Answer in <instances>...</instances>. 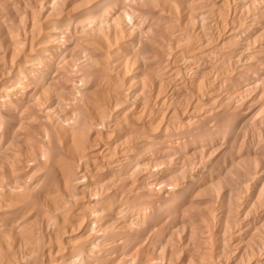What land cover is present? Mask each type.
Returning <instances> with one entry per match:
<instances>
[{"label": "bare ground", "instance_id": "1", "mask_svg": "<svg viewBox=\"0 0 264 264\" xmlns=\"http://www.w3.org/2000/svg\"><path fill=\"white\" fill-rule=\"evenodd\" d=\"M237 1L238 6L249 8L258 0ZM14 2L16 8L12 5V8H7L10 20L5 21L0 16V264L189 263L188 255L177 256V249L176 252L171 250L170 245L175 243H169L172 234L169 235L171 237L166 235L167 222L164 224L165 219L162 221L161 217L157 221L154 212L157 209H154L159 202L163 203L156 208H161L162 204L176 205L178 214L174 212L179 215L178 209L185 205L179 203L189 204L190 201L192 204L195 199L194 202L203 200L202 192L196 190L203 184L207 187V181H204L207 177L200 179L204 181L200 186L196 177L199 178L203 172H195V177L194 172L189 175L190 172L181 171L180 163L184 159L180 155L177 159L170 155L182 145L170 139L181 135L176 133L177 129L174 130L175 125L182 124L184 131L193 126L192 106L206 107L215 103L213 101L217 97L222 101L231 100L217 90V79L210 80L212 68L207 72L208 67L205 70L197 63L208 61L210 65L213 61L217 64L212 56L225 53H222V48L226 43L218 46L223 41L230 45L232 52L228 49L229 52L243 53L251 46L250 38L237 42V34L233 33L235 20L234 27L229 28L232 32L224 33L223 41L216 45L218 38L213 36L215 33L210 34L213 36L211 40L208 33L203 32L208 36L204 38L202 31L190 32L189 25L198 27L203 24L201 20L212 15L206 5L212 6V11L217 10L219 1L214 9L212 4L215 1L209 0V4L203 0ZM2 9L7 13L4 7ZM254 11L248 23L244 24L245 28L242 27L246 33L264 29V4ZM221 25L224 28L225 24ZM260 43L263 49L264 38ZM80 48L81 52L82 48L86 50L82 57L73 52ZM261 52L252 53L259 60L263 59L260 58ZM220 54L218 57L223 58ZM253 58L249 65L254 67L256 64V67L258 63L253 62ZM224 59L226 62L227 58ZM222 62L225 63L224 60ZM259 69L262 75L264 69ZM240 70L236 71L234 78H239ZM181 71L189 84L182 82L183 85L177 88L179 90L174 91L171 87L179 86L180 79L184 78ZM247 76L252 81L258 79L250 73ZM205 77L209 79L205 81ZM203 83L208 86L207 93H204ZM169 91H172L170 98ZM231 91V96L236 95V91ZM199 117L202 123L209 120L205 116ZM204 144L208 145L207 142ZM176 167L179 168L177 172L180 170L189 175L180 173V180L177 178L179 184L175 182L176 171L174 182L170 176ZM156 176L162 179L161 189L159 182L152 181ZM195 183L199 185L196 184L197 189L196 185L192 187ZM168 186L169 191L165 189ZM194 193L198 195L194 196ZM188 204L185 206L192 208L193 204ZM144 208L148 209L146 213ZM187 208L183 207V210ZM142 209L146 215L141 213ZM154 219L157 224L163 222L159 224L165 225L164 228L154 224ZM201 222H204L203 218ZM201 225L203 227V223ZM170 227L169 231H173ZM185 237L183 243L188 251L192 249L188 241L191 237ZM195 243L192 241L193 245ZM178 244L181 243L175 247L178 248ZM183 247L178 248L179 254ZM190 251L197 256L194 250ZM206 256H200L201 260L199 256L196 258L200 264H205L207 261L202 260ZM194 260L198 262L197 259L192 262ZM208 262L212 263V260Z\"/></svg>", "mask_w": 264, "mask_h": 264}, {"label": "rangeland", "instance_id": "2", "mask_svg": "<svg viewBox=\"0 0 264 264\" xmlns=\"http://www.w3.org/2000/svg\"><path fill=\"white\" fill-rule=\"evenodd\" d=\"M0 16L1 19H5V21H9L10 20V16H8V9L7 8H12L17 6L16 2H11L12 0H0ZM3 1V2H2ZM211 1H215L212 5H214V8H217L216 6H218L219 4V8H217V10H211V7L209 5L208 6L210 9V11L212 12V15H210L209 19H204L207 22H204V20H201L203 22L200 21V23L203 24H199V28L196 25H189V29L190 32L192 33L193 31H202L203 37L204 38H208V34L210 39L212 40L213 36H216L218 39L215 42L216 44H219V41H223V36L224 33L227 35V33L232 32V30H230L231 28H233L235 31L238 33H236L235 31L233 32L234 35L237 34V36H235L237 39L236 41L239 42L240 40L244 39L245 37H249L251 40V46H249L248 50L245 52H233L231 53V48L230 45L227 43V41H223V43L221 42V44H219L218 46H223L224 43H226V46L224 48H222V53H226L225 50H227L228 52L224 55L220 54V56H224L223 58L216 56V54L214 53L212 56V60L216 61L217 64H215V62H211L212 64H208L205 61H202L200 63H197L198 65L201 66V68L205 69L208 67V69L206 70L208 72V70H210L211 68V73H210V80H215L216 81V86H217V90H219L220 92H222L226 97L229 96V98L232 100H229V102L227 100L222 101V99H220L219 97L215 98L213 102V104H208L206 107L205 106H195L192 110L191 108V115L193 116V118H191V121L193 122V126H191L189 129L186 128V130L184 131V126L182 124H178L175 125V129H177L176 133H178V137H171L170 140L173 141V143H176L177 145H182L180 146V148L177 150V152L174 151V153H170L172 158H179L178 156H181V159H184V163H186V165L184 166L183 162H181L179 168L181 169V171H184L183 173L190 172L189 175H192V172H194V176H195V172L196 173H200L203 172V174H201V176L198 178L196 177V181L198 183H203L204 181H207L209 183L206 182L207 187H204V184L202 185V190L200 188L197 189V187L199 186L197 183L192 184V187H194L196 184V191L202 192V199L200 198L201 201H199V199H197L198 201L194 202L195 200H193L192 205L189 201V204L192 205V208L190 206V208L185 205L186 202H182L181 200L178 202H182L179 203L180 205H182L183 203L185 204L183 207L187 208L184 209L185 212L183 214V212L181 210H183V207L181 206L178 210H179V215H176V213L174 211H176V205L175 206H170V205H165L162 204L161 208H156L157 206L160 207V204L163 202H159L156 203V207L154 210L157 209V212L154 211L156 213V219L157 221H159V218L161 217L162 219H165L164 224L167 222H169V224L171 225L173 231H169V227L167 224L165 225H161L163 222H158V224L155 222V219L152 220L154 221V224H157V226L161 225L163 228L165 226V229L168 227V229L166 230V233L168 232V234L166 235H171V241H169V243L171 242H175L174 244H171L170 248L171 250H175V248L177 249V256L180 255L182 256L183 254L184 257L188 255V257L193 254L190 250H194V253L197 254V256H206L208 253V257L206 256L204 258V260H202V262H206L205 264H264V70H263V76L261 75L260 69L262 68L264 69V45H263V49L261 48V39L264 38V29L258 31V32H252V31H248L247 33L245 32L246 30H243L242 27L245 28V23L247 24L248 21L250 20V18L254 15L255 11L254 10H259L260 7H262V3L264 4V2L261 3V1L264 0H258L256 2H254L249 8L247 7H243V6H238V1L237 0H209V2ZM219 1V3H218ZM6 2V3H5ZM203 2H205V4L208 3V0H203ZM216 2L218 3V5H216ZM222 2V3H221ZM260 2V3H259ZM9 3V4H8ZM225 5H224V4ZM231 3V4H230ZM256 3V4H255ZM209 4V3H208ZM210 4V5H211ZM260 4V6H259ZM10 5V6H8ZM12 5V6H11ZM16 5V6H15ZM234 5V6H233ZM238 6V7H237ZM253 6V7H252ZM254 6H256L254 8ZM1 7H4L7 11V13H4V10H1ZM221 7V8H220ZM225 7V8H224ZM243 7V8H242ZM236 8V9H235ZM241 8V9H240ZM218 9H220V11H218ZM225 9V10H224ZM231 9V10H230ZM234 9V10H233ZM229 10V11H228ZM209 11V13H210ZM247 11V12H246ZM252 11V12H251ZM217 12V13H216ZM232 12V13H231ZM254 12V13H253ZM215 13V14H214ZM219 13V14H218ZM234 13V14H233ZM247 13V14H246ZM3 14V15H2ZM8 14V15H7ZM233 14V15H232ZM252 14V16H251ZM223 15V16H222ZM230 15V16H227ZM237 15V16H235ZM249 15V16H248ZM235 18H233V17ZM246 16V17H245ZM5 17V18H4ZM212 17V18H211ZM214 17V18H213ZM7 18V19H6ZM216 18V20H215ZM220 18V19H219ZM221 18H223V20L226 23H220L221 21H223ZM233 18V19H232ZM242 19V20H241ZM234 20L235 23L234 24ZM248 20V21H247ZM213 21V22H212ZM241 21V22H240ZM212 22V23H211ZM217 22V23H216ZM243 22V23H242ZM205 23V24H204ZM220 23V24H219ZM217 24V25H215ZM226 24L229 26H226L228 29H225V26L222 25ZM234 24V26H233ZM202 25V26H201ZM205 27H204V26ZM219 25V26H218ZM220 25L224 28H221ZM240 25V26H238ZM192 26V27H191ZM195 28H194V27ZM204 27V28H203ZM201 29V30H200ZM206 29V30H205ZM219 29V30H218ZM223 29V30H222ZM192 30V31H191ZM215 30V31H212ZM225 30V31H224ZM227 30V31H226ZM220 31V32H219ZM224 31V32H223ZM229 31V32H228ZM244 31V32H243ZM205 32L206 36L204 35ZM213 32V33H211ZM218 32V33H217ZM227 32V33H226ZM260 32V33H259ZM195 33V32H193ZM198 33V32H197ZM217 35H215V34ZM220 33V35H219ZM210 34H214L213 36ZM240 34V35H239ZM259 34V35H258ZM255 36V37H254ZM221 37V38H220ZM222 39V40H220ZM234 39V40H235ZM218 41V42H217ZM259 42V43H258ZM234 43H236L234 41ZM257 43V44H256ZM261 44V45H259ZM225 45V44H224ZM227 45L228 48H227ZM255 47V48H254ZM257 47V49H256ZM259 47V48H258ZM227 48V49H226ZM225 49V50H224ZM231 52H229V50ZM250 49V51H249ZM258 50L262 51L260 54L263 59H259L257 60L254 57V54L252 53L253 51L256 53H258ZM192 51V50H190ZM74 54L78 57H82V55H84L86 53V50H84L82 48V52H81V48L80 50L76 49L73 50ZM72 52V53H73ZM77 52V53H76ZM79 52V53H78ZM248 52V53H246ZM229 53V55H228ZM231 53V54H230ZM251 53L252 56L251 57ZM255 53V54H256ZM236 54V55H235ZM247 54H249L250 56H248ZM233 58H231L232 56ZM257 55V54H256ZM241 56V57H240ZM218 57V58H217ZM227 58L226 62L224 58ZM251 58H253V62L258 63L257 66L254 67L252 65H249V60L251 61ZM232 59V60H231ZM236 59V60H235ZM255 59V60H254ZM218 60V61H217ZM224 60L225 63H223L222 61ZM230 60V61H229ZM244 62H243V61ZM257 60V61H256ZM221 63H220V62ZM204 62V63H203ZM232 62V63H231ZM206 63V64H205ZM237 63V64H236ZM208 66H204L207 65ZM215 65V67H214ZM226 65V66H225ZM245 65H247L245 67ZM204 66V67H203ZM219 66V67H218ZM222 66V67H221ZM225 66V67H224ZM241 66V67H240ZM244 66V67H243ZM240 67V68H239ZM243 67V68H242ZM258 67V70H257ZM248 68V69H247ZM241 69V70H240ZM226 70V71H225ZM237 70H240V76L239 78H234L233 75L236 73ZM253 71V72H252ZM182 72V71H181ZM226 72V74H225ZM233 72V73H232ZM253 74L256 76V78L258 79H253V81L251 79L248 78V74ZM214 73V74H213ZM216 73V74H215ZM224 73V74H223ZM231 73V74H230ZM254 73H258V75L254 74ZM180 75V72L178 73ZM182 77L184 76L183 79H180V84L179 86L175 88L171 87L174 89V91L177 90V88H180V86H182L183 84H189V81L187 80L184 72H182ZM243 77H242V76ZM246 77H245V76ZM208 76V75H207ZM233 78H232V77ZM260 76V77H259ZM212 77V78H211ZM227 77V78H226ZM181 78V76H180ZM208 77H205V81ZM208 78V79H209ZM186 79V80H185ZM207 79V80H208ZM227 79V81H226ZM236 79V80H235ZM245 79V80H244ZM183 80V81H181ZM219 80V81H218ZM232 80V82H231ZM249 80V81H247ZM258 80V81H256ZM218 81V83H217ZM248 83H247V82ZM183 82V84H182ZM186 82V83H185ZM225 82V83H224ZM227 82V84H226ZM257 82V83H256ZM229 83V84H228ZM235 83V84H234ZM246 83V84H245ZM206 83H203V85L206 87H204V93H207L208 91V86L205 85ZM228 85V86H227ZM231 85V86H229ZM228 89L231 88V90H234V92L236 91V95L234 94L233 96H231L232 94H230V92L233 93V91H229ZM235 86V87H234ZM248 86V87H247ZM253 87V88H252ZM169 88V89H171ZM221 90H220V89ZM224 88V90H223ZM226 88V89H225ZM249 88V89H248ZM171 89V90H173ZM207 89V91H205ZM254 89V90H252ZM179 90V89H178ZM177 90V91H178ZM227 90V91H226ZM238 90V91H237ZM248 90V91H246ZM229 92V93H228ZM243 92V93H242ZM251 92V93H250ZM262 92V94H261ZM246 93V94H245ZM170 94H172V91H169V98H170ZM230 94V95H228ZM248 94V95H247ZM206 95V94H205ZM247 95V96H246ZM251 96V97H250ZM256 96V97H255ZM172 97V96H171ZM258 97V98H257ZM234 98V99H233ZM248 98V99H247ZM260 98V99H259ZM186 99V98H184ZM183 99V100H184ZM190 99V98H188ZM187 99V100H188ZM218 99V100H217ZM244 99V100H243ZM250 100V101H249ZM254 101V102H253ZM259 101V102H258ZM185 102V100H184ZM218 102V103H217ZM228 102V103H226ZM249 104H248V103ZM245 103V104H244ZM260 103V104H259ZM242 107H241V106ZM197 107V108H196ZM210 107V108H209ZM218 107V108H217ZM229 107V108H227ZM231 107V108H230ZM244 107V108H243ZM195 108V109H194ZM205 108V109H204ZM216 109V110H215ZM226 109H232L233 111H237V113H230L229 111L231 110H226ZM225 110V111H224ZM245 110V111H244ZM197 111V112H195ZM193 112V113H192ZM229 114H228V113ZM203 113V114H202ZM205 113V114H204ZM212 113V114H211ZM216 113V115H215ZM260 113V114H259ZM218 114V115H217ZM222 114V115H221ZM212 115H214L212 117ZM228 115V116H227ZM234 115V116H233ZM195 116V117H194ZM199 116H202V118H204L203 116H205V118H208L209 120L206 123H202L201 118ZM211 116V117H209ZM217 116V118H216ZM221 116V118H220ZM239 116V117H238ZM256 117V119H255ZM200 118V119H199ZM223 118V119H222ZM226 118V119H225ZM196 121H195V120ZM218 119V120H217ZM228 119V120H227ZM242 119V120H241ZM200 120V121H199ZM227 120V121H226ZM246 120V121H245ZM261 120V121H260ZM200 122V124H198ZM221 122V123H220ZM234 122V123H233ZM216 123V124H215ZM241 123V125H240ZM246 123V124H244ZM249 123V124H248ZM206 124V125H205ZM208 124V125H207ZM236 124H238V126H236ZM257 124V125H256ZM180 125V126H179ZM200 125V126H199ZM204 125V126H203ZM220 125V126H219ZM223 125V126H222ZM179 126V127H178ZM184 128H181V127ZM196 126V127H194ZM217 126V127H216ZM225 126V127H224ZM229 126V127H228ZM254 126V127H253ZM209 127V128H208ZM224 127V128H223ZM228 127V128H227ZM193 128V129H192ZM218 128V129H217ZM227 128V129H226ZM236 128V129H235ZM255 128V129H254ZM199 129V130H198ZM205 129V130H204ZM182 132H181V131ZM198 130V131H197ZM233 130V131H231ZM225 131V132H224ZM238 131V132H237ZM200 132V134H199ZM206 132V133H205ZM209 132V133H208ZM198 133V134H197ZM225 133V134H224ZM236 133V134H235ZM208 134V135H207ZM196 135V136H195ZM201 135V136H200ZM205 137H203V136ZM207 135V136H206ZM213 135V136H212ZM180 137V138H179ZM185 137V138H184ZM203 137V138H202ZM210 137V138H209ZM219 137V138H218ZM228 137V139L226 138ZM177 138V139H176ZM196 138V139H195ZM200 140H199V139ZM176 139V140H175ZM214 139V140H213ZM219 139V140H218ZM223 139V140H222ZM198 140V141H197ZM225 142H222L224 141ZM176 141V142H175ZM180 141V142H179ZM187 144H185L184 142ZM189 143H188V142ZM191 141H194L191 142ZM203 141V142H202ZM179 142V143H178ZM208 143L204 144L203 143ZM212 142V143H211ZM222 144H221V143ZM194 145H193V144ZM197 143V144H196ZM211 143V144H210ZM218 143V144H217ZM192 144V146H191ZM197 146H196V145ZM199 144V145H198ZM214 144V145H213ZM202 146V147H201ZM206 146V147H204ZM209 146V147H208ZM186 147H188L187 149H185ZM192 147H196V148H192ZM194 149V150H193ZM207 151H206V150ZM187 150V151H186ZM196 150V151H195ZM182 153H180V152ZM205 151V152H204ZM187 152H191L190 155L186 153ZM193 152V153H192ZM176 153V154H175ZM205 154V155H204ZM173 155V156H172ZM201 155V156H200ZM203 155V156H202ZM184 156V157H183ZM169 157V156H168ZM170 157V158H171ZM174 158V159H175ZM189 158V159H188ZM191 158V160H190ZM204 158V159H203ZM197 159V160H196ZM210 159V160H209ZM195 160V162H193ZM204 160V161H203ZM255 160V161H254ZM257 160V161H256ZM186 161V162H185ZM212 161H214L212 163ZM193 162V163H192ZM255 162V163H254ZM192 163V164H191ZM257 163V164H256ZM204 165V166H203ZM206 165H208L206 167ZM217 165V166H216ZM258 165V166H255ZM201 166V167H200ZM210 166V168H208ZM185 167V168H184ZM178 167H176L173 171V173L170 174V176H173V182L175 181V176L177 173V177H176V183L177 182V178H179L178 180H180L181 177H179L181 174L182 175H188V174H183L180 172H177L176 170ZM201 168V169H200ZM205 168V169H204ZM207 168V169H206ZM224 168V169H223ZM251 168V169H250ZM186 169V170H185ZM188 169V170H187ZM194 169V170H193ZM200 172H197L198 170ZM193 170V171H192ZM196 170V171H195ZM203 170V171H202ZM205 170V171H204ZM176 171V173H175ZM248 171V173H247ZM181 173V174H180ZM218 173V174H217ZM205 174V175H204ZM208 174V175H207ZM221 174V175H220ZM179 175V176H178ZM188 175V176H189ZM207 175V176H206ZM218 176V177H217ZM207 177V178H204ZM220 177V178H219ZM154 178V179H153ZM201 178L207 179L204 181H200ZM216 178V179H215ZM219 178V179H218ZM199 179V180H198ZM213 179V180H212ZM215 179V180H214ZM155 182H159L158 186L161 188H163L161 181V178H157L156 177H152V181ZM211 181V182H210ZM245 181V182H244ZM219 182V183H218ZM226 182V183H225ZM244 182V183H243ZM180 183V181H179ZM178 183V184H179ZM222 184V185H220ZM161 185V186H160ZM211 185V186H209ZM212 185H215L212 187ZM245 186V187H244ZM212 187V188H211ZM218 187V188H217ZM220 187V188H219ZM170 187H166V190H170ZM205 190H204V189ZM214 188V189H213ZM224 188V189H223ZM237 188V189H236ZM247 188V189H246ZM216 189V190H215ZM240 189V190H238ZM211 190V191H210ZM233 190V192L231 191ZM236 190V191H235ZM209 191V193H208ZM217 191V194L215 193ZM227 191V192H226ZM204 192L206 193V195L204 194ZM213 192V193H212ZM220 193V194H219ZM231 193H233L234 195H232ZM204 194V195H203ZM208 194V196H207ZM227 194V195H226ZM198 195L197 193L193 194ZM210 195V196H209ZM215 195V196H214ZM201 196V195H200ZM199 196V197H200ZM214 196V197H213ZM198 197V196H197ZM196 197V198H197ZM204 197V198H203ZM237 198V199H236ZM226 199V200H225ZM241 199V200H240ZM212 200V201H211ZM220 200V201H219ZM223 200V201H221ZM245 201V202H244ZM247 201V202H246ZM213 202V203H212ZM199 203V205H198ZM207 203V204H206ZM216 203V205H215ZM229 203V204H228ZM158 204V205H157ZM188 204V206H189ZM202 204V205H201ZM211 204V205H210ZM208 205V207H207ZM247 205V206H246ZM163 206V207H162ZM198 206V207H197ZM227 206V207H226ZM214 209H213V208ZM224 207V208H223ZM172 208V209H171ZM209 208V209H207ZM227 208V209H226ZM145 210H141L143 214H145L147 212V208H144ZM167 209V210H166ZM170 209V210H169ZM174 209V210H173ZM198 209V210H197ZM201 209V211H199ZM213 209V210H212ZM166 210V211H164ZM183 210V211H184ZM203 210V212H202ZM145 211V213H144ZM173 211V212H172ZM206 211V212H205ZM210 213H208V212ZM215 211V212H214ZM160 212V213H159ZM169 212V213H168ZM178 214V211H176ZM182 212V213H180ZM218 212V213H217ZM164 213V214H163ZM207 213V214H206ZM212 213V214H211ZM220 213V215H219ZM163 214V215H162ZM173 214V215H172ZM214 218H212L210 215ZM227 214V215H226ZM142 215V214H141ZM146 215V214H145ZM161 215V216H160ZM166 215V216H165ZM184 215V216H183ZM176 216V218L178 217V219L174 218ZM209 216V217H208ZM227 216V217H225ZM158 217V218H157ZM163 217V218H162ZM169 217V218H168ZM211 217V218H210ZM218 217V218H217ZM144 218V217H143ZM167 218V219H166ZM203 218L204 222H201V219ZM185 219V220H184ZM191 219V220H190ZM206 219V220H205ZM227 219V220H226ZM185 222H184V221ZM208 220V221H207ZM210 220V221H209ZM218 220V221H217ZM163 221V220H162ZM199 221V223H198ZM207 221V222H206ZM150 222V219H149ZM183 222V223H182ZM222 222V223H221ZM152 223V222H151ZM161 223V224H159ZM197 223V224H196ZM203 223V227L202 224ZM208 223V224H207ZM227 223V224H226ZM224 226H223V225ZM215 225V226H214ZM228 225V226H225ZM186 228H185V227ZM201 226V227H200ZM210 226V227H209ZM170 227V229H171ZM184 227V228H183ZM205 227V228H204ZM219 227V228H218ZM222 227V228H221ZM204 228V229H203ZM214 228H215V232H214ZM179 229V230H177ZM187 229V230H185ZM190 229V231H189ZM202 229V230H201ZM211 229V230H210ZM217 229V230H216ZM221 229V230H219ZM224 229V230H223ZM185 230V231H184ZM192 230V231H191ZM180 231V232H179ZM187 231V232H186ZM189 231V232H188ZM203 231V232H202ZM173 232V233H170ZM211 235H210V233ZM195 233V234H193ZM216 233V234H215ZM220 233V234H219ZM180 234V237L183 238L181 239L180 237H178ZM187 234V235H186ZM201 234V235H200ZM185 235L188 237H185ZM191 235V236H190ZM205 235V236H204ZM220 237H219V236ZM169 236V237H171ZM203 237V238H199V237ZM257 236V237H256ZM169 237L167 239H169ZM178 237V238H177ZM184 237L185 239H190L189 244H190V252H188L186 247V245L183 243L184 242ZM197 237V238H195ZM208 240V238H210V241ZM208 237V238H207ZM215 237V239H214ZM226 237V239L224 238ZM174 238V239H173ZM218 238V239H216ZM179 239H181V241H179ZM193 239V240H192ZM199 241H198V240ZM203 239H205L203 241ZM212 239V240H211ZM260 239V240H259ZM170 240V239H169ZM174 240V241H172ZM197 240V241H196ZM203 243H201V241ZM195 243L194 245L192 244ZM226 241V242H225ZM181 243L184 244L185 248L183 246H181V244H178V248L183 247L182 250L185 252H183L182 250L180 251L181 253L179 254V250L177 248V246L175 247V245H177V243ZM198 242L201 244L198 245ZM213 242V243H212ZM225 242V243H224ZM206 243V245H205ZM209 243V244H208ZM215 243V244H214ZM227 243V244H226ZM192 244V245H191ZM208 244V245H207ZM211 244V245H210ZM214 244V245H213ZM199 247V248H197ZM210 245V246H209ZM194 246V247H193ZM205 246V248H204ZM213 246V248H212ZM218 249H217V248ZM198 249V250H197ZM207 249V250H206ZM209 249V250H208ZM225 249V251H224ZM160 250V249H159ZM213 250V251H211ZM162 251V250H161ZM198 251V252H197ZM199 251H201L199 253ZM204 251V252H203ZM206 251V252H205ZM209 251V252H207ZM176 252V250L174 251ZM183 252V253H182ZM187 252L189 254H187ZM202 253V254H201ZM214 253V254H213ZM204 254V255H203ZM210 254V255H209ZM195 255V254H194ZM195 256H190L188 259V262L190 263V261L192 262L193 259H198ZM228 256V257H227ZM194 257V258H193ZM201 257V258H202ZM212 259H211V258ZM200 258V260H201ZM208 258V259H207ZM210 259V260H209ZM212 263H209L208 261ZM185 262V261H184ZM187 263V261L185 262V264H189ZM193 264H200V261H198L196 263V261L194 260V262H192ZM191 264V263H190Z\"/></svg>", "mask_w": 264, "mask_h": 264}]
</instances>
